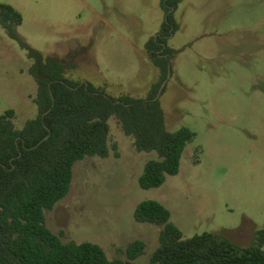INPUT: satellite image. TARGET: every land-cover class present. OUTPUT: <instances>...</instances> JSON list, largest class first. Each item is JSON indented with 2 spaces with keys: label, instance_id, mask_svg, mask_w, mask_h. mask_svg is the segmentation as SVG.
I'll use <instances>...</instances> for the list:
<instances>
[{
  "label": "rangeland",
  "instance_id": "obj_1",
  "mask_svg": "<svg viewBox=\"0 0 264 264\" xmlns=\"http://www.w3.org/2000/svg\"><path fill=\"white\" fill-rule=\"evenodd\" d=\"M161 1L0 0L20 13L15 33L30 48L74 60L67 78L111 98L145 100L158 87L166 130L195 133L178 175L142 190L138 178L156 154L138 153L111 118L118 157L76 163L68 195L45 211L47 228L62 242L97 244L124 264L147 263L159 244L160 227L134 220L144 200L165 206L184 238L221 234L247 247L264 229V0H181L167 41L176 53L163 81L145 49L161 29ZM31 65L0 26V115L13 110L16 130L37 115ZM136 240L146 243L142 257L130 262L117 254Z\"/></svg>",
  "mask_w": 264,
  "mask_h": 264
},
{
  "label": "trees",
  "instance_id": "obj_2",
  "mask_svg": "<svg viewBox=\"0 0 264 264\" xmlns=\"http://www.w3.org/2000/svg\"><path fill=\"white\" fill-rule=\"evenodd\" d=\"M180 2L161 1V29L145 45L162 81L176 53L167 41L177 28L174 11ZM21 23L19 12L0 3V26L26 52L32 62L28 74L37 87V115L21 130L14 127L13 110L0 115V264H124L121 258L108 259L97 244L62 242L61 235L47 228L45 211L68 195L76 163L107 159L112 152L118 157L116 143H110L111 118L138 153L156 154L138 178L142 190L157 189L168 176L178 175L195 133L187 127L166 130L158 87L145 100L111 98L87 82L67 78L76 67L74 60L44 57L30 48L15 33ZM200 154L199 148L194 150L193 166L199 164ZM133 217L137 223L160 227L158 247L145 264H264V229L255 232L249 246L238 247L221 234L184 238L170 211L153 199L140 202ZM145 249L146 243L136 240L117 254L134 262Z\"/></svg>",
  "mask_w": 264,
  "mask_h": 264
}]
</instances>
